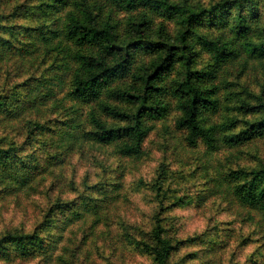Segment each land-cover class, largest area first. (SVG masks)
Masks as SVG:
<instances>
[{
	"label": "trees",
	"instance_id": "trees-1",
	"mask_svg": "<svg viewBox=\"0 0 264 264\" xmlns=\"http://www.w3.org/2000/svg\"><path fill=\"white\" fill-rule=\"evenodd\" d=\"M107 7V15L102 14ZM114 8L136 11L137 15L123 20L115 15ZM155 16L177 17L179 34L169 35L162 21L160 34L155 35ZM201 26H228V30L209 34ZM39 46H44L49 56L50 63L44 70H72V98L84 104L96 103L99 109H90L92 128L81 130V134L103 145L116 142L113 152L120 157H141L154 122L165 118L174 107L179 111L174 128L185 132L184 141L190 146L204 143L210 152L222 146L242 147L264 137V91L243 94L232 90L236 80L219 81L235 70L239 78L248 68L264 70V0H219L198 8L175 0H0V60L16 54L22 63H27L26 71L18 63L12 68L0 67V116L17 118L27 109L39 110L52 100L50 85L55 75L45 74L44 70L39 73L42 62L39 58L30 60ZM137 53L149 55L150 60L136 66ZM128 77L133 80L130 85L124 81ZM221 90L229 92L224 100ZM112 100L129 107L113 104ZM51 106L42 116L26 118L25 125L13 136H0V203L4 201L0 221L5 219L0 234V264H69V252L73 261L77 260L82 243L89 237L100 238L94 230L96 225L110 224L109 213L119 200L122 182L114 174L120 171L119 165L103 157L100 177L87 180L75 196H64L54 180L46 190L44 212L32 228L8 223L4 210L6 201L13 199L11 195L20 198V192L42 186L51 168L64 162L66 153L76 148L72 140L75 129L81 127L77 114H73L76 110L59 99ZM224 106L226 116L210 123L208 114ZM100 112L120 123L110 124ZM250 115L255 116L249 118ZM47 136L58 137L61 149L49 156L46 154L52 149V141ZM206 163L209 167L210 162ZM169 164L165 157L155 176L144 183L152 191L150 201L155 211L150 214L152 222L147 229L136 224L124 228L129 243H135V249L146 254L152 264H183L175 256L183 244H208L215 252L222 246L218 260L226 259L222 255L230 249L234 264H238L241 260L231 248V240L221 239L224 226H211L181 239L169 233L167 221L172 219L171 213L191 197L190 190L181 192L178 171ZM210 179L216 184L220 181L216 176ZM224 179L231 183L233 200L264 212V165L231 168ZM199 190L197 198L204 195L205 189ZM216 192L213 186L205 195ZM231 198L228 200L233 202ZM89 217L92 223L81 244L72 249L66 243L54 255L63 238L71 241L82 228L80 224L75 229L72 225L79 221L85 227ZM68 229L70 236H64ZM213 231L217 237L208 238ZM255 234L256 231L248 233L240 244L254 241ZM262 245L264 248V242ZM105 264L115 261L109 259ZM241 264H264V250L258 248Z\"/></svg>",
	"mask_w": 264,
	"mask_h": 264
},
{
	"label": "rangeland",
	"instance_id": "rangeland-1",
	"mask_svg": "<svg viewBox=\"0 0 264 264\" xmlns=\"http://www.w3.org/2000/svg\"><path fill=\"white\" fill-rule=\"evenodd\" d=\"M102 1L105 2V0ZM175 1L180 3L187 2L198 8L209 7L216 4L219 0ZM107 10L108 7L104 9L102 14L107 15ZM114 12L116 16H121L123 20L130 16L134 18L137 15L136 11L130 12L118 8H114ZM162 21L165 22V30L169 35L175 37L179 34L181 24L177 17L165 19L164 17L155 16L153 21V32L155 35L160 34L159 26ZM200 29L209 34H216L220 32L219 29L221 31L228 30V26L221 28L201 26ZM45 56L47 55L44 46H39L36 54L30 57L31 61L39 58L40 62H42L39 73L50 63L49 56L47 58ZM7 57L0 60V67L12 68L13 65L18 63L26 71L24 66L27 63H22L19 55L10 54ZM203 57L208 59L207 54H203ZM149 60V55L137 53L136 66H139L142 61L148 62ZM239 70L241 69L239 68ZM56 72L59 71L57 69L44 70L45 74L55 75L53 83L50 85L53 88L52 97L54 99L52 98L49 103L40 106L39 110L27 109L23 115H19L17 118L6 119L0 116V136L1 138H6L8 135L13 136L16 129L25 125L26 118L46 114L47 110L52 107L53 101L59 99L65 106H70L76 110H72L73 114H77V121L81 122V127L75 129L74 140H72L76 141V148L66 153L64 162L62 161L51 168L46 176L48 179L42 186L37 189H29L26 193L25 190L20 192V198H15L14 195H11L13 199L9 198L6 201L8 203L6 210H4V214L9 219L8 223L15 224L14 222H16L22 225L23 229L32 228L33 223L38 221L44 212L47 202L46 190L54 180L56 187L63 191L64 196H75L83 190L87 180L92 182L100 177L98 175L100 172V158L105 157L108 161H117L120 168V171L114 172V174H118L116 177L117 181L119 183L122 182L121 187L118 189L120 192L119 200L109 213L108 221L110 224L101 222L96 225L94 230L96 234H99L100 238L89 237L85 243H82L80 258L73 261L69 252L67 260L70 262L69 264H87L89 262L105 264L109 259L114 260L115 264H152L146 254L141 253V250L135 249V243H129L124 234V228H130V225L135 224L146 227L145 229L151 226L150 214H154L155 206L150 201L152 191L149 188L146 189L144 183H147L155 176L161 161L168 157L170 167L178 171L176 177L182 183L181 192L190 190L191 196L184 205L171 213L172 219L167 221V227L172 236L181 239L193 233L204 232L205 229L211 228V226H224L221 239L225 242L231 240V248L236 250V254L241 260L238 264L249 260L250 256H253L258 248L264 250L262 247L264 242L263 210L253 209L242 205L239 201L233 200L231 197L234 194L229 193V191L232 192L231 183L224 179L231 168L237 166L260 168L264 165V137L253 140L242 147L222 146L220 149L208 152L204 143H199L198 146H190L184 141L185 132L174 128L175 119L179 114V111L174 107L165 118L154 122V129L150 130L144 141V153L141 157H120L113 152L116 142L103 145L81 134V130L92 128L89 122L90 109L93 107L96 110L99 109L96 103L91 105L84 104L72 98L69 92L72 70H60L58 77H56ZM224 78L236 80L237 86L233 87L232 90H236L239 93L245 94L244 92L251 91L254 94H258L264 91V70L261 69L248 68L240 78L237 70L231 71L224 77L221 76L219 81L222 79L221 82L224 83ZM124 81L128 82L127 85H130L133 80L128 77ZM228 94L227 90H221L222 100ZM111 103L121 107H129L128 104L117 100H112ZM225 108V106L220 107L214 114H208V121L211 123L222 120L226 116L227 110ZM100 116L110 124L120 123L104 112H100ZM253 116L255 115H250L249 118ZM47 138L50 137L47 136ZM50 141H52V149L47 151L46 156H49L51 152L61 150L57 145L60 142L58 137H52ZM206 161L210 162L208 163L210 164L209 167L204 165ZM211 176H216L220 181L216 184L215 181L210 179ZM213 186L217 188L218 193L210 194V196L205 195L206 190L213 188ZM199 189H205L202 190L204 195H200L197 198ZM199 191L201 192V190ZM228 197L233 202L229 201ZM1 204H4V201L0 203V206ZM1 212H3V207H0ZM3 221H0V223ZM91 223L90 218L86 220L85 227L83 222L80 223L79 221L72 225L74 229L78 224L82 228L78 229L77 234L73 236L71 241H69V238H63L59 242V247L54 251V255L61 252L62 246L66 243L72 249L79 243L81 244L83 235L86 234ZM4 225V222L0 224V234L5 228ZM69 230L64 232V236L70 234ZM252 231H256L254 241L248 240L240 244L241 240L248 233H252ZM212 236L217 237L214 231L208 238ZM250 237L253 239L251 235ZM222 250V246H219L217 252H215L208 244H183L177 249L175 256L177 260H182L183 264H234L235 258H232L234 253L230 249L222 255V259L227 256L226 259L221 262L218 260V254Z\"/></svg>",
	"mask_w": 264,
	"mask_h": 264
}]
</instances>
